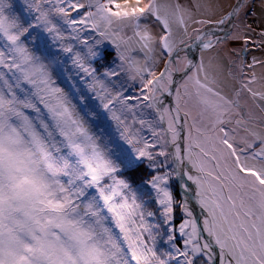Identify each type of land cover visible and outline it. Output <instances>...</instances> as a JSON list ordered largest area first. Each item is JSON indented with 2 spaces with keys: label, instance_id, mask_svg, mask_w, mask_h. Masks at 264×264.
<instances>
[{
  "label": "snow or ice",
  "instance_id": "obj_1",
  "mask_svg": "<svg viewBox=\"0 0 264 264\" xmlns=\"http://www.w3.org/2000/svg\"><path fill=\"white\" fill-rule=\"evenodd\" d=\"M0 264H264V0H0Z\"/></svg>",
  "mask_w": 264,
  "mask_h": 264
},
{
  "label": "rangeland",
  "instance_id": "obj_2",
  "mask_svg": "<svg viewBox=\"0 0 264 264\" xmlns=\"http://www.w3.org/2000/svg\"><path fill=\"white\" fill-rule=\"evenodd\" d=\"M217 2L223 7H226V5H229V3L231 2L232 4L235 3V0H217ZM258 3H259V0H258ZM257 13L259 14V9L257 8L256 9ZM250 55H256V56H260L261 53L260 52H253L251 53ZM67 68L70 69V62L66 65ZM67 74H71V72L67 73ZM63 86V85H62ZM144 174V169H141L139 172L133 174V179L136 181V182H139L140 181V178L141 176Z\"/></svg>",
  "mask_w": 264,
  "mask_h": 264
},
{
  "label": "crops",
  "instance_id": "obj_3",
  "mask_svg": "<svg viewBox=\"0 0 264 264\" xmlns=\"http://www.w3.org/2000/svg\"><path fill=\"white\" fill-rule=\"evenodd\" d=\"M217 3H218V2H217ZM231 4H232V3L230 2L229 5H226V7H223V9H224V10H227ZM232 47H239V45H238V44H233Z\"/></svg>",
  "mask_w": 264,
  "mask_h": 264
}]
</instances>
